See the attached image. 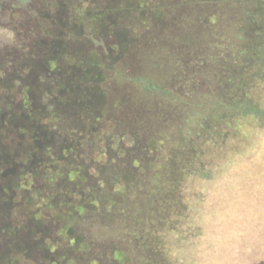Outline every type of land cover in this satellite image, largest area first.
I'll list each match as a JSON object with an SVG mask.
<instances>
[{
    "label": "rangeland",
    "instance_id": "obj_1",
    "mask_svg": "<svg viewBox=\"0 0 264 264\" xmlns=\"http://www.w3.org/2000/svg\"><path fill=\"white\" fill-rule=\"evenodd\" d=\"M124 2L0 0L1 133L56 83L57 101L102 93L71 162L26 168L85 202L77 264H264V0H215L198 21L182 6L162 32Z\"/></svg>",
    "mask_w": 264,
    "mask_h": 264
},
{
    "label": "trees",
    "instance_id": "obj_2",
    "mask_svg": "<svg viewBox=\"0 0 264 264\" xmlns=\"http://www.w3.org/2000/svg\"><path fill=\"white\" fill-rule=\"evenodd\" d=\"M129 1L123 0L126 7ZM132 1V6H138L141 12L148 14L149 24L145 28L153 26L161 32L164 28L162 21L176 13L181 15L182 6H188V13L195 15L197 21L216 14L209 5L215 0ZM194 22L200 28V21ZM146 29L140 27L139 34H133V39L143 37ZM50 72L44 77L48 78ZM55 87L49 98L44 94L40 100L32 101L30 97L23 104L18 102L15 106L20 107L19 111L13 108L11 113L6 112L7 133L0 131V138H5V142L0 140V234L9 241V254L0 253V264H20L26 258L28 264H77L78 261L75 252L79 241L72 233L74 223L82 214L77 209L83 208L85 202L79 199L75 205L72 203L73 185L66 182L69 178L57 173L51 178L56 181L45 182V189L27 178L26 168L48 160L52 165L57 161L71 162V154L79 141L76 137L81 133L98 132L92 129L98 118H92L95 119L92 121L88 114L99 112L103 107L98 103L102 93L83 87L75 96L67 94L57 101V83ZM1 116L4 119L3 114ZM79 170L84 174L80 165ZM86 179L83 175L80 182L84 183ZM92 197L97 203L103 201L101 195ZM51 223L53 227L48 232L45 226Z\"/></svg>",
    "mask_w": 264,
    "mask_h": 264
}]
</instances>
